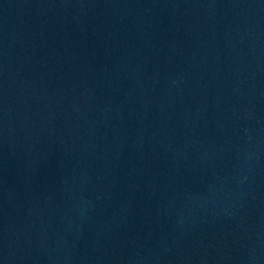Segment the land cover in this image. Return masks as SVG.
<instances>
[{
	"label": "water",
	"instance_id": "95a60500",
	"mask_svg": "<svg viewBox=\"0 0 264 264\" xmlns=\"http://www.w3.org/2000/svg\"><path fill=\"white\" fill-rule=\"evenodd\" d=\"M0 264H264V0H0Z\"/></svg>",
	"mask_w": 264,
	"mask_h": 264
}]
</instances>
